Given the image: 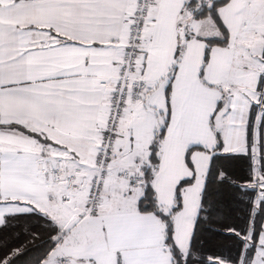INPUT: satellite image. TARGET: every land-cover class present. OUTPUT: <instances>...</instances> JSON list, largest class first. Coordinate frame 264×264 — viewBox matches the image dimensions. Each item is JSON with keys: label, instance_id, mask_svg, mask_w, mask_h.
<instances>
[{"label": "snow or ice", "instance_id": "snow-or-ice-1", "mask_svg": "<svg viewBox=\"0 0 264 264\" xmlns=\"http://www.w3.org/2000/svg\"><path fill=\"white\" fill-rule=\"evenodd\" d=\"M0 264H264V0H0Z\"/></svg>", "mask_w": 264, "mask_h": 264}]
</instances>
